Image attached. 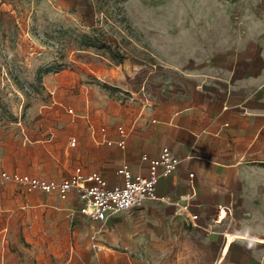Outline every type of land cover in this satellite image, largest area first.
Masks as SVG:
<instances>
[{"label": "crops", "instance_id": "crops-1", "mask_svg": "<svg viewBox=\"0 0 264 264\" xmlns=\"http://www.w3.org/2000/svg\"><path fill=\"white\" fill-rule=\"evenodd\" d=\"M39 1L50 15L62 16L75 0ZM262 25L254 36L218 25L213 36L201 35L199 45L181 56L163 50L158 67L143 82L145 92L109 96L89 88L85 124L64 130L43 147L44 158L58 164L57 170L41 172L40 153L30 152L24 131L0 134V170L54 180L78 166L114 185L121 181L116 170L123 164L147 175L143 155L153 158L167 147L177 158L176 169L158 179L156 192L163 199H146L105 221L82 214L74 191L62 199L6 183L0 188V236L35 244L61 236L94 238L113 222L115 236H161V253L171 252L175 236L183 238L186 250L191 237L208 264H264L263 242L241 238L264 237ZM119 126L125 130L123 148L116 143ZM72 137L73 146L67 142ZM220 206L228 210L216 220ZM8 226H18L19 234L6 235ZM61 255L48 248H0V264H63Z\"/></svg>", "mask_w": 264, "mask_h": 264}, {"label": "rangeland", "instance_id": "rangeland-1", "mask_svg": "<svg viewBox=\"0 0 264 264\" xmlns=\"http://www.w3.org/2000/svg\"><path fill=\"white\" fill-rule=\"evenodd\" d=\"M49 13L39 0H0V134L24 131L30 152L40 153L41 172L60 168L43 147L85 124L89 88L109 96L145 92L163 50L181 56L224 24L254 36L264 0H75L66 14ZM17 227L4 232L17 235ZM100 233L36 244L0 236V248H48L63 264H208L191 237L186 250L175 236L171 252L161 253V236H115L113 222ZM244 237L264 244V237Z\"/></svg>", "mask_w": 264, "mask_h": 264}, {"label": "built area", "instance_id": "built-area-1", "mask_svg": "<svg viewBox=\"0 0 264 264\" xmlns=\"http://www.w3.org/2000/svg\"><path fill=\"white\" fill-rule=\"evenodd\" d=\"M117 130L121 137L116 143L123 148L125 130L121 126ZM67 142L73 146L75 138L72 137ZM142 159L148 163L147 175L136 174L123 164L116 170L121 181L114 185H109L100 173H84L77 166L68 176L60 180L48 179L42 175L0 170V188L10 182L27 191L53 192L62 199L67 198L69 193L74 191L80 202L79 210L82 214L94 221H105L110 215L136 207L146 199H163V196H159L156 192L158 179L170 175L176 169L177 158L167 147H163L156 157L148 158L143 155ZM227 210L226 206L218 207L216 220H220ZM195 218L196 216L193 215V219Z\"/></svg>", "mask_w": 264, "mask_h": 264}, {"label": "bare ground", "instance_id": "bare-ground-1", "mask_svg": "<svg viewBox=\"0 0 264 264\" xmlns=\"http://www.w3.org/2000/svg\"><path fill=\"white\" fill-rule=\"evenodd\" d=\"M232 236H228V238L230 239Z\"/></svg>", "mask_w": 264, "mask_h": 264}]
</instances>
